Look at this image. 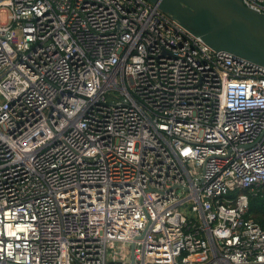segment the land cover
Here are the masks:
<instances>
[{"label": "built area", "instance_id": "2783aa9c", "mask_svg": "<svg viewBox=\"0 0 264 264\" xmlns=\"http://www.w3.org/2000/svg\"><path fill=\"white\" fill-rule=\"evenodd\" d=\"M247 191L264 65L150 0H0V264H264Z\"/></svg>", "mask_w": 264, "mask_h": 264}, {"label": "water", "instance_id": "95a60500", "mask_svg": "<svg viewBox=\"0 0 264 264\" xmlns=\"http://www.w3.org/2000/svg\"><path fill=\"white\" fill-rule=\"evenodd\" d=\"M214 49L264 65V12L241 0H150Z\"/></svg>", "mask_w": 264, "mask_h": 264}, {"label": "trees", "instance_id": "16d2710c", "mask_svg": "<svg viewBox=\"0 0 264 264\" xmlns=\"http://www.w3.org/2000/svg\"><path fill=\"white\" fill-rule=\"evenodd\" d=\"M248 192V211L247 215L254 219L264 228V195L260 191Z\"/></svg>", "mask_w": 264, "mask_h": 264}]
</instances>
